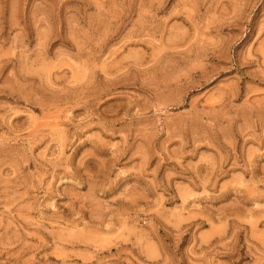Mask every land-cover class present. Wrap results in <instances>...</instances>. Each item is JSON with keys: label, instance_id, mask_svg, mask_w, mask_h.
Listing matches in <instances>:
<instances>
[{"label": "rangeland", "instance_id": "rangeland-1", "mask_svg": "<svg viewBox=\"0 0 264 264\" xmlns=\"http://www.w3.org/2000/svg\"><path fill=\"white\" fill-rule=\"evenodd\" d=\"M0 264H264V0H0Z\"/></svg>", "mask_w": 264, "mask_h": 264}]
</instances>
